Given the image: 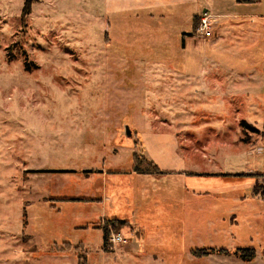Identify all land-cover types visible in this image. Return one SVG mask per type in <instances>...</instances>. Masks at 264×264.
<instances>
[{"label":"rangeland","instance_id":"rangeland-1","mask_svg":"<svg viewBox=\"0 0 264 264\" xmlns=\"http://www.w3.org/2000/svg\"><path fill=\"white\" fill-rule=\"evenodd\" d=\"M203 10L229 15L205 74ZM158 129L241 192L185 201L173 175L130 174L134 143L171 149ZM263 197L264 0H0V264H264ZM102 217L125 243L104 248ZM238 247L254 260L191 256Z\"/></svg>","mask_w":264,"mask_h":264},{"label":"crops","instance_id":"crops-1","mask_svg":"<svg viewBox=\"0 0 264 264\" xmlns=\"http://www.w3.org/2000/svg\"><path fill=\"white\" fill-rule=\"evenodd\" d=\"M216 16L221 18V19L217 20V23L222 22V20L226 19L227 17L229 18V15H227V13L223 12V11H222V14L218 13ZM243 18H246V14L243 16ZM219 24L220 23L216 24V26L214 27L215 30H214V32L212 31L210 39L208 38V39L204 40L201 38L199 41L200 44H199V47L197 48V50H201L202 46H203V47H205V48H203V50H205L204 54L206 52V55L203 57V59H201V63L199 64V67L204 69V74L206 72H208L207 71L208 69L212 71L214 69L219 68V64H217V61L210 58L209 57L210 54L207 53V48L214 49V47H212V46L217 45L219 40H220L219 39L218 41H216L217 39H214L215 38V32L218 30ZM210 40H215L217 42V44H216V42H214V44H212V42L208 43V41H210ZM190 41L195 42V40H190ZM202 41H203V43H202ZM185 58H187V56ZM188 61H189V59L187 61H185L186 65H184V63L182 65L184 67L185 71H186V69L188 70ZM174 74H176L177 76H180V75H182V71L176 72ZM204 77L207 78L206 75ZM209 92L213 94L215 92L214 87L212 89H210ZM156 132H166V131L158 129V131H156ZM166 133H168V132H166ZM168 135H169L168 138H166V139L162 138V140L169 142L171 145V149H168L167 151L163 150V147L160 146L163 141L160 143H157V145H156L157 149H153L152 146H150L149 144L145 145V148H144L143 147L144 144L140 143L141 148H142L143 157L147 161L153 163L157 167L158 171L160 173H162V175H158V176L157 175H151V176H153V177L156 176L155 177L156 179H160L161 177H164L167 175H173L174 177H176L178 179V182H176V183L180 186V187H178V189H179L178 191L181 193V196L184 197V200L186 197H187V199H199L198 196H200L201 194L211 195V196L215 197V196L233 195L234 193L241 192V191H239L240 188H238V187L227 186L228 184H226L225 180H228V179H232V180L237 179L238 180L240 177H243V176L245 177L246 175L224 174V173H203V172L194 173V172H188V171L186 172V168H185L186 167V160H185L186 156H184L181 149L179 148L180 145H179V142L177 140V134L176 133H174V134L168 133ZM157 139H160V138H157ZM145 143H147V141ZM130 172H131L130 174H133V175L135 174L131 170H130ZM189 176H192V177L198 176L199 178L211 176V177H216V178L222 177L223 179L222 180L220 179L219 183H216V184H210L207 182L199 183V179H192L195 181L189 182L188 184H186L185 178L189 177ZM149 180L151 181L152 178H150ZM184 182H185V185H184ZM182 183H183V185H182ZM143 186L144 187L142 190L145 192L148 189V187H147L148 184H144ZM180 188H181V190H180ZM244 188H248V185L247 184L243 185L242 189H244ZM191 196H194V197H191ZM238 196H239V194H238ZM235 197H237V195ZM104 199L105 198L102 197L101 202H103ZM177 199L179 201V198H177ZM92 200H95V199L92 198ZM106 219H108V218H104V217L101 218L102 221H104ZM111 219H119V218H111ZM119 220H121V219H119ZM134 230H135V228H134ZM136 230H137V228H136ZM141 231L144 234V231L143 230H141ZM142 233H140L139 238L141 237L143 239ZM141 241H143V240H141Z\"/></svg>","mask_w":264,"mask_h":264},{"label":"trees","instance_id":"trees-1","mask_svg":"<svg viewBox=\"0 0 264 264\" xmlns=\"http://www.w3.org/2000/svg\"><path fill=\"white\" fill-rule=\"evenodd\" d=\"M253 1H250L249 3H251ZM197 20V26H198V17L195 18ZM196 26V29L198 28ZM195 29V32H196ZM194 32V33H195ZM242 127H244L247 130L250 131H255V129L253 127H250V125H248L246 122H242L241 123ZM136 136V133L134 134ZM136 147L139 145L141 146V144H135ZM140 148V147H139ZM140 157V158H139ZM139 157H137L136 155H133L132 158V168L131 171L135 174H139V175H162V173H160L157 169V167L147 161L145 158H143L141 155H139ZM143 163V164H142ZM146 165L147 167H150L151 170H142L141 166L142 165ZM52 200V201H56ZM58 201H65V200H58ZM71 201H83V202H87V201H95L92 199H75V200H71ZM104 225L98 227V229H100L103 233V244H104V248L108 247V237L110 235L111 232L113 233H119L121 234V232H117L118 230H124V229H129L132 230V225L126 221V220H119V219H106L103 221ZM66 246V247H65ZM110 247V246H109ZM72 246L69 243L64 244V246L62 247H54L52 248L51 252H61L64 253V251H69L71 250ZM213 254H217V255H225V256H235L238 257L240 260L244 261V262H251L254 260L256 252L254 248L251 247H245V248H235L232 250H227L224 248H220V249H213V248H202V249H192L191 250V256L194 258H204L207 257L209 255H213Z\"/></svg>","mask_w":264,"mask_h":264},{"label":"built area","instance_id":"built-area-1","mask_svg":"<svg viewBox=\"0 0 264 264\" xmlns=\"http://www.w3.org/2000/svg\"><path fill=\"white\" fill-rule=\"evenodd\" d=\"M198 17L199 25L197 33L201 36H210L212 34V30H214L215 24L217 23L218 17L208 10H203ZM261 202L264 204V197L261 198ZM125 242L126 240L123 239V236L119 233L117 234L111 232L108 237L109 246L113 248Z\"/></svg>","mask_w":264,"mask_h":264},{"label":"water","instance_id":"water-1","mask_svg":"<svg viewBox=\"0 0 264 264\" xmlns=\"http://www.w3.org/2000/svg\"><path fill=\"white\" fill-rule=\"evenodd\" d=\"M132 136V132H131V130L128 128V127H126V137H131Z\"/></svg>","mask_w":264,"mask_h":264}]
</instances>
